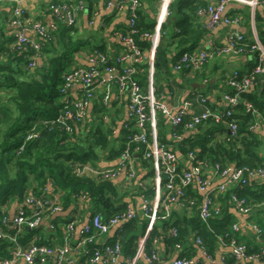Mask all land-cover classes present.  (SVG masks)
Listing matches in <instances>:
<instances>
[{"label":"crops","instance_id":"0c3cea01","mask_svg":"<svg viewBox=\"0 0 264 264\" xmlns=\"http://www.w3.org/2000/svg\"><path fill=\"white\" fill-rule=\"evenodd\" d=\"M119 1L121 0H5L0 7V41L4 42L5 46L8 48L11 47L14 42V36L10 34L11 29L8 25V20L13 9L16 8L17 5L24 10L23 17H25L29 23L38 19L49 22L52 14L49 7L54 5L63 6L62 14L64 24L67 25L68 23L66 22V17L73 19L72 26L74 27V31L72 32V39H83L87 41L90 46L89 49L85 47L75 54L74 66L91 67V69L94 68L96 70V75L92 84L93 87H91L96 96L88 106V116L93 117L94 101L99 99L103 105H106L107 111L104 119L105 122H107L109 118H112V135L118 145L122 140H125L130 133L139 132L135 122L127 118L128 95L127 93H120L115 84L108 82V75L105 72V67L107 65L89 64L88 61H91L89 57H94V55H96L95 58L97 59V55L100 54L103 56L105 55L109 65L113 66L117 71H121L123 68L131 65L128 61H125L123 64H120L118 61V59L127 52L125 44L119 37L121 33H126L129 23V15L126 8H117ZM217 2L218 0H171L167 7L169 16L162 24L157 25L155 19L159 9L158 0H140V10L137 15L136 23L138 34L135 36L139 34L141 36L142 33L155 34L159 39V46L167 51V58L170 62L167 65H158V67L155 68V56H153L152 64L146 61L136 64L134 66L136 70L134 80L136 81L135 77L138 74V66L146 64L148 72L147 86L144 89L142 88V90L147 94V89L151 87L155 98H158V102L164 106L165 110L170 111L172 115L176 114L178 111L184 110L187 115L185 119H187L190 116L201 113L205 109L213 110L219 115L224 113L227 104L223 100V96L232 93V88L228 84L229 77L235 72L242 76H246L257 63L256 53L222 55L216 52L215 49L226 45V35L230 29L242 34L247 42L253 43L255 40H258L264 47V17L261 7L251 9L240 3H229L225 9V15L237 18V25L228 27L220 23L213 29H209V18L206 13V8L208 5H215ZM139 30L142 33H140ZM97 48H100L102 51H99ZM148 51L149 41L146 52L142 50L145 57ZM203 52L207 53L209 57L199 69L184 66L181 69H176V65L179 62V56H177L179 53H186L192 57H198ZM0 57L3 56L0 55ZM257 80H259V83L256 88L250 89L248 93L256 89L258 92L264 89V77L258 78ZM84 90V86L77 84L70 89V93L74 99L79 97ZM118 95H120V98ZM201 99L204 100V103L201 102ZM244 103L248 104L242 100V104ZM238 107L239 105L233 110V115L234 117L237 115L239 120L240 115L246 112ZM247 112L251 114L246 129L255 132L257 137L262 141V157L264 158V117L253 109ZM154 114V124L152 125L149 120L145 132L149 135L152 143L158 142L163 148L171 150L175 154L178 160L175 163V171H190L194 166L200 163H207L211 167L215 164L207 159L198 161L197 153L199 150L197 148L193 149V152H183L189 144L198 140V137H202V142L205 140V142L207 141L210 145L217 142L216 139L221 137L220 134L225 133L227 138L221 139L226 142H234L232 141L233 139L229 137V119L217 123L216 125L222 127H218L220 133L215 138L209 139L204 134L205 124L203 123L205 121L201 123L202 125L200 124L201 126L198 125L194 129H186L182 125L174 128L171 126L168 117L162 110H156ZM235 121L238 129V122L237 120ZM252 125H257V128L255 130L250 129ZM101 154L102 152L100 155ZM134 158L135 170L134 176L132 177L134 179L127 180L124 174H120L113 179V181L119 194V201L124 203L127 208L133 209L137 213L136 219L144 222L145 225L143 226L141 234L135 241L134 255L131 258H125L123 254V245H121L118 263L143 264L144 257L142 255H144L145 252L149 253L153 249L157 251L162 259L169 260L176 257H186L194 259L198 264H211L203 255L201 249L195 244L196 237L201 239V237L199 235L197 236L195 233L196 231H192L184 242L174 244V246L165 245L164 242L165 237H168V235L171 236L170 231L176 229L175 227H170L174 224H182L184 221L190 220L196 215L199 221L203 223L198 214L199 204L203 195L196 185L187 187L186 197L183 202L170 205V203L165 201L168 192L165 195L166 190L163 184L168 181L167 177L166 179L162 175L159 177L153 169V178L147 179L146 175L149 171V167L143 165L140 154H135ZM116 163L115 161H103L100 162V165L115 166ZM263 163L264 162H262V164ZM229 167L230 169H234L237 166L229 164ZM206 174V177L209 179L211 177V171L207 169ZM225 181L226 177L213 178L211 180L210 189H215L216 191V202L221 208V213L223 214L224 211H228L231 215L230 219L233 220L231 224L232 239L227 243L223 241L221 236H218V244L215 246L213 253L208 251V248L203 242L202 245L207 253L214 259L215 264H264L261 261L248 258L241 259L237 263L232 254L230 247L232 242L237 245H243L248 256H253L264 247V208H255L248 215L240 214L234 210L227 194L228 191H217V187ZM262 183H264V180L257 181L253 179L247 184L255 187ZM131 188L133 192L129 191ZM235 188L241 189L242 187ZM49 190H52L50 185ZM49 190L46 195L48 197H53L55 195L56 199V194ZM142 197L149 199L150 202L148 203L150 204H148V206L151 210H154V222L152 226L149 225L151 212L145 215L143 207L146 203H142ZM156 199L158 200L157 205L154 203ZM78 200V203H80L83 199ZM249 205L253 206L251 203ZM25 207L26 205L23 199H13L7 204L0 205V217H6L9 223V225H7L11 228L10 224L13 217L19 209ZM77 209L78 207L75 209L71 207V210H73L72 212L67 210L65 213L45 214L37 227L32 230H29V228L26 229L29 235L27 240L33 237L36 240L40 239L39 243L43 244L62 243L65 237L66 227V223H63L62 220H64L69 213L73 219L82 216L83 223L77 224V228L82 227L92 216L90 209L85 211L81 210V212ZM212 217H216V215ZM212 217H210L208 221L212 219ZM124 224H117L118 227H112L107 233L100 236L97 239L99 242L97 246L105 243H113L114 241L111 240L114 238L115 234L121 230V225ZM232 225H235L236 230L232 228ZM254 225H256L259 230V234L253 229ZM155 228H157V235L154 236L152 240L151 250L147 251V239ZM8 232L12 233V228ZM155 238H157L156 241H154ZM79 239V231L75 230L71 237V244L76 247L79 243ZM220 239H222V241ZM176 245H178L179 248H176ZM9 248L10 244L7 241L0 242V264L2 260L9 257ZM91 248V245L76 247L75 252L70 255L71 262L67 264H88V251ZM108 263V258L103 255L101 264ZM14 264L25 263L20 260ZM35 264L43 263L38 261Z\"/></svg>","mask_w":264,"mask_h":264},{"label":"trees","instance_id":"16d2710c","mask_svg":"<svg viewBox=\"0 0 264 264\" xmlns=\"http://www.w3.org/2000/svg\"><path fill=\"white\" fill-rule=\"evenodd\" d=\"M51 16V21L57 25V28L51 34L50 40L40 41L42 42L40 56L34 61L33 67L29 66L33 62L29 59L33 56L29 48L17 51L11 47L7 48L5 43L0 41V55L3 56L0 57V205L7 204L13 199L22 200L25 194L30 192L41 203H44V200L58 202L61 213L67 210L72 212L71 207L73 209L78 207L79 212L90 209L93 214L99 213L103 218L108 219L122 212L126 207L119 201L113 179L98 181L92 177L79 175L78 169L86 164L96 168L118 167V158L126 148V139L117 144L112 135L113 120L109 118L105 122L107 107L99 99L93 102V117H89L87 113L80 119L60 120L66 109L73 110L74 114L78 111L70 101H64L66 93L61 92L62 76L75 67V54L85 47L89 49L90 46L83 39H72L74 31L72 25H66L62 20L58 21L53 14ZM24 18V23L28 24L29 22ZM135 41L139 48L146 52L147 39L139 34L135 36ZM97 49L102 51L100 48ZM180 55L181 53L177 56ZM169 62L167 51L158 43L154 59L155 68L158 65H167ZM147 75V65H139L135 79L143 94H146L142 88L147 86ZM241 77L240 74L238 80ZM234 93L235 90L232 88V93L227 95ZM240 97L238 108L246 113L241 114L239 120L237 115L232 116L238 122L236 136L229 135L234 142L221 139L227 138L225 133L220 134L221 137L216 139L217 142L210 145L205 140L202 142V137H198V140L189 144L183 152H193V149L197 148L198 161L211 160V163L221 168L229 167V164H234L237 168L244 166L255 168L261 165L264 162L262 141L255 132L246 129L251 113L246 111L242 100L264 117V89L260 92L257 89L251 93L243 92ZM203 124H205L204 134L207 138H215L220 133L218 127L221 126L216 125L212 119L206 120ZM28 135L33 137L25 141ZM140 157L143 165L149 167L146 178H153L152 160L142 157V154ZM103 161L117 163L115 166H101L100 162ZM204 164L211 167L207 163ZM178 173L181 171H177ZM175 183L176 186H181L178 179ZM48 190L56 194V200L55 195L53 197L46 195ZM179 190L184 193L182 198L184 200L187 188L175 187L173 193L178 194ZM167 192L166 190L165 195ZM232 192L245 198L255 208H260V204L264 201V183L255 187L249 185L241 189L236 188ZM229 193H227L228 197ZM82 197L84 198L80 206L78 199ZM81 218L82 216L77 219L80 221ZM230 218L228 211H224L219 217H212L207 225L201 223L197 215L182 224H174L170 227L177 229V235L165 237V245L174 246V244L182 243L192 231H196L195 233L201 237L208 251L213 253L218 244V236L227 243L232 239L233 220ZM3 219L8 224L6 217H0V228L8 229L6 224L2 225ZM74 220L69 213L62 222L67 225ZM144 225L145 223L139 219L127 222L121 225V230L111 240L121 242L125 258H131L134 255L135 241ZM26 229H23L25 235L23 232V236L19 237L21 244H25L29 238ZM156 230L157 228L147 239V251L151 250L152 240L157 235Z\"/></svg>","mask_w":264,"mask_h":264},{"label":"built area","instance_id":"2783aa9c","mask_svg":"<svg viewBox=\"0 0 264 264\" xmlns=\"http://www.w3.org/2000/svg\"><path fill=\"white\" fill-rule=\"evenodd\" d=\"M5 0H0V7L3 5ZM160 1V9H158L156 15V24L160 25L164 22V20L169 16V11L167 9V5L171 0H159ZM229 3H240L242 5L248 6L251 9L256 7H261L263 12L262 15L264 17V0H218L215 5H208L206 8V13L208 15V28L213 29L220 23L227 25L228 27L237 25L238 19L232 18L225 15L226 6ZM125 7L128 15H129V23L128 29L125 33L120 35L119 39L125 44L127 48V52L122 55L118 61L120 64H123L125 61L131 63L130 66L123 68L121 71H117L113 66L107 65L105 67V72L108 75V82L113 83L117 86L120 93L128 92L129 93V107L127 109V113L130 118L134 119L136 127L139 129L138 133H133L130 135V140L126 141V148L121 153L122 159L119 161L118 167L116 168H106V169H98L96 167H80L78 169V174L82 176L92 177L98 181L108 180L109 177H115L118 175L120 171H126L129 178L133 177L131 171L128 170V165L133 163L134 161V152H130L129 149H147V153L145 158H150L154 163L153 169L157 173L159 177L161 175L167 177L168 181H166V189L169 193L176 188H187L190 185H196L200 193L203 195L202 200L200 202L198 208V214L202 221H208V219L212 216H215L219 213V204L216 202V193H213V190L210 189L211 179L213 178H223L225 176L227 178V184L232 185L234 187H242L246 185L250 180H264V163L256 168L250 169L248 167H244L242 169H235L232 173L225 171L214 172L211 175V179L202 178V170L200 166H203L202 163L198 164L197 169H192L188 171V173L182 174V183L181 186H176V178L177 171H175V163L177 162V158L174 153L168 152L163 146H160L158 142L152 143L147 140L146 134V125L151 121L152 125L154 124V112L156 110H162V112L168 117L170 124L172 127L176 128L179 126H184L186 129H194L203 121L208 119H212L215 123H219L222 120H230L228 122L229 131L232 136H236L237 133V123L233 116V110L239 105L241 101L240 94L243 92H247L250 89L255 88L259 80L258 78L264 77V47L260 44L258 40H255L253 43L249 44L245 40L244 36L237 31H233L230 29L226 35V45L215 49L218 54L222 55H239L245 53H256L257 54V63L251 70V72L242 76L240 80V74L235 72L233 75L229 77L228 84L230 87L234 88L235 93L232 95L225 94L223 96V100L227 104V108L222 115L215 113L213 110L205 109L201 113L197 115H193L188 117L187 121L184 122V119L187 117L186 112L184 110L178 111L176 114L172 115V113L168 110H165L164 106L160 104V102L156 101L152 94L151 87L147 90L150 94H143L141 88L134 80V74L136 72L135 65L146 61L147 63H153V53H155L156 47L158 45V37L155 34L142 33L141 37L147 39L149 41V51L146 54V57L143 55L142 50L135 44L133 40V36L138 34V30L136 27V19L138 12L140 10V0H121L117 4V8L121 9ZM50 11L53 13L54 17H57L58 20L63 19V6L54 5L49 7ZM78 10V9H77ZM24 10L16 6L13 9L12 14L10 16L8 25L11 29L10 34L14 36V42L12 43L11 49L17 51H24L29 48V51L33 53L32 59L33 62L29 64L30 67L34 66V61L37 60L40 56L41 51V40H50L52 38L51 34L56 30V24L53 21H49L45 23L42 20L34 21L32 23H24L23 21ZM68 23H72L73 19L68 17ZM149 55V57H148ZM209 55L205 52L201 53L198 57H192L186 53L181 54L179 56V62L176 65V69H181L184 67H192L193 69H199L202 64L207 60ZM100 61H106L105 55H97V59ZM91 62L93 60L91 59ZM72 69V68H71ZM69 72H66L62 76V85L61 92L66 93L64 97V101H70L71 104L74 105L75 109H78L75 116L80 118L84 115L85 111L89 106L88 98L93 97L92 94H95L93 90L87 91L88 96L85 94H81L74 101H71L72 97L69 93V90L73 85L77 83H82L85 86H92L93 79L96 75V70L85 69L82 67H75ZM201 102L204 103V100L201 99ZM149 105L152 111L151 118L145 113V106ZM84 105V107H83ZM247 111L251 110L250 104H245ZM74 117L73 110L66 109L63 117L60 120H68ZM264 122V120H263ZM257 125H252L250 129L255 130ZM32 135H28L25 141H28L32 138ZM22 150V148H21ZM217 168V167H216ZM205 169V167H204ZM112 173L114 175H112ZM227 184L218 186V192H227L228 187ZM180 193H172L170 198L166 200L168 203L171 201H175L176 204H179L178 198ZM24 202L27 206L31 207L32 211L27 214V212L21 208L19 212L13 217L11 221V228L14 231L13 235H8L0 230V240L8 239L12 240V249L9 251L10 255L2 264H14L19 259H22L25 264H35L38 261L45 264H67L70 263V255L71 252L75 250L69 244V240H71L72 235H66L63 239V245L59 248L50 247L45 245H38L35 241H29L26 245H23L16 240L18 234L24 229H34L38 226L40 222V214H55L58 211V208H55L53 212L51 211V202L53 201H44L41 203L32 193L27 192L24 196ZM56 200V199H55ZM231 200L235 203V209L239 213H248L250 211V205L245 204V201L242 199H238L235 195L231 196ZM145 215L150 214V222L149 225L152 226L154 222V210L150 209L148 204L144 205ZM212 208H214L212 210ZM50 211H47V210ZM132 215V210H127L124 213L117 215L114 218L109 219L108 224H104L101 219L102 216L97 213L93 218V226L85 225L82 230L79 231L80 236V244L87 246L86 244H91L93 242V237H85L84 233L90 232H98L105 233L110 229V225L112 224H123L126 221H120L124 218H129ZM83 219L79 221L75 219L73 222L69 223L68 227L72 228L77 224H81ZM6 221L3 219L2 224H5ZM235 229V227H233ZM254 229L258 232L257 227ZM177 234L176 229H172L170 231V235L175 237ZM99 237V236H98ZM35 239V238H34ZM36 240V239H35ZM222 241V239H220ZM37 241V240H36ZM196 245L201 249L203 255L206 257L207 261L211 264H215L214 259L209 255L202 245V241L199 237H196ZM178 248L179 246L176 245ZM232 247V254L235 257L237 263L241 259H252L255 261H261L264 263V247L259 250V252L255 253L253 256H248L246 254L245 247L243 245H237L234 242L230 244ZM120 249V245L117 243L112 244L110 247H105L100 250L92 247L88 251V262L90 264H101L103 255L106 256L109 260L108 264H119L117 254ZM146 253V252H145ZM144 253V254H145ZM197 261L194 259L186 258V257H176L174 261H168L166 259H162L157 251L151 250L145 257L143 264H196Z\"/></svg>","mask_w":264,"mask_h":264},{"label":"bare ground","instance_id":"6f19581e","mask_svg":"<svg viewBox=\"0 0 264 264\" xmlns=\"http://www.w3.org/2000/svg\"><path fill=\"white\" fill-rule=\"evenodd\" d=\"M170 3V2H169ZM169 3H168V5H169ZM158 5H159V9H160V1L158 0ZM168 5H167V7H168ZM208 7V6H207ZM53 14V13H52ZM52 17V16H51ZM138 17V16H137ZM38 20H42V19H38ZM38 20H35V21H38ZM58 20V19H57ZM42 21H44V20H42ZM58 21H60V20H58ZM62 21H63V19H62ZM45 23H47L46 21H44ZM68 22V21H67ZM73 22V21H72ZM156 22V21H155ZM136 23H137V19H136ZM67 25H72V23H67ZM56 28H57V25H56ZM121 35H122V33H121ZM122 36H125V33H124V35H122ZM133 38V40H134V42H135V44L138 46V44H137V42L135 41V36H133L132 37ZM139 47V46H138ZM149 54H150V50H149ZM152 56H155V53H153V55ZM96 55H94V57H89L90 59H92L93 60V62H91V61H88L89 62V64H95V65H99V64H105V65H109V62H108V60H107V57H106V61H100V60H96ZM82 68H85V69H91V67L89 68V67H82ZM73 69V68H72ZM71 69V70H72ZM69 72V71H68ZM77 84H80V83H77ZM77 84H75V85H77ZM75 85H73L72 87H74ZM80 85H82V86H84L85 87V90L84 91H91L92 89H91V87H93V86H85V85H83L82 83L80 84ZM83 91V92H84ZM83 92L81 93V94H83ZM124 93H127V95H128V97H129V93L128 92H124ZM123 93V94H124ZM147 94H150L149 93V91L147 92ZM152 96H153V98L156 100V101H158L157 99L158 98H155V96L153 95V93L151 94ZM118 97L120 98V95H118ZM93 98H95V94H94V96H93ZM76 98H74V99H71V101H74ZM88 101H89V103L92 101V97H90V98H88ZM129 100H128V104H127V109H128V107H129ZM161 104V103H160ZM162 105V104H161ZM87 110H88V108H87ZM87 110L85 111V113H84V115L83 116H81L80 118H82V117H85L86 115H87ZM154 113H155V111H153ZM145 113L148 115V117L149 118H151V115H152V111H151V108H150V106H148V104L145 106ZM64 115V114H63ZM155 115V114H154ZM80 118H77L76 116H75V114H74V117H73V119H80ZM127 118L129 119V120H131L132 122H134V119H132V118H130L129 117V115H128V113H127ZM188 119H184V122H186ZM215 123V122H214ZM217 124V123H216ZM132 133H130L129 134V136H127V138H126V141L127 140H130V135H131ZM229 135L231 136V137H234V136H232L231 135V132L229 133ZM147 140H149L150 138H149V135L147 134ZM125 146H126V143H125ZM125 148V147H124ZM167 150V149H166ZM129 151L130 152H134V155L135 154H142V157H145V155H146V153H147V149H136V148H130L129 149ZM168 152H172L171 150H167ZM173 153V152H172ZM122 159V156L120 155L119 156V158H118V160L120 161ZM203 164V166H200L201 168L200 169H202V170H206V171H202V178H205V179H208L207 177H206V172H207V169H209L210 171H211V175L214 173V172H219V173H221L222 171H227V172H230V173H232L235 169H242V168H244V167H239V168H237V167H235L234 169H230V167H225V168H221L219 165H214V166H212V167H208L207 165H205L204 163H202ZM82 167H89V168H91V167H94V166H92V165H90V164H86V165H81ZM153 166H154V163H153ZM199 166H198V164L196 165V166H194V169H197ZM204 167H205V169H204ZM217 167V168H216ZM108 168H110V167H108ZM256 168H258V167H255V168H253V169H256ZM98 169H106V167H103V168H98ZM128 170L129 171H131V173L133 174V176H134V163H131V164H129L128 165ZM183 173H188V171H181V173H178L177 174V178L176 179H178V182L181 184L182 183V181H183V179H182V174ZM120 174H124V172L123 171H120L119 173H118V175H120ZM162 176H164V175H162ZM165 177V176H164ZM223 177H225V176H223ZM116 177H109V179H115ZM132 179H134V178H130L129 180H132ZM209 179H211V177L209 178ZM212 180V179H211ZM257 181H263V180H257ZM176 182V181H175ZM224 184H227V178H226V181L224 182V183H222L221 185H224ZM166 185H167V183L165 182L164 183V186H165V190H167L166 189ZM249 184H246V185H244V186H242V188H244V187H246V186H248ZM227 187H228V192L227 193H229V192H231V193H229V200H230V203H231V205H232V208L234 209V210H236L235 209V203H233L232 202V200H231V196L232 195H235V197L236 198H238V199H242V200H244L245 201V204H250L245 198H242V197H239L237 194H236V192L234 193V192H232L234 189H236L234 186H232V185H229V184H227ZM218 188V187H217ZM174 191V190H173ZM173 191H172V193H173ZM217 191H218V189H217ZM172 193H169L168 195H167V198H166V200H168L170 197V195L172 194ZM178 193H180V195H179V198H178V200H179V202H183V197H184V193L182 192V191H178ZM213 193H216V191H215V189H213ZM84 197H82V198H80V199H83ZM216 199H217V196H216ZM165 200V201H166ZM23 201H24V199H23ZM44 201H47V200H44ZM148 202H150L146 197H142V203H146V204H150V203H148ZM25 203V202H24ZM154 203L157 205L158 204V200L156 199L155 201H154ZM172 203H176L175 201H171L170 202V205H172ZM26 205V204H25ZM28 207V208H27ZM52 208L51 209V211L53 212V210L55 209V208H58V211H56V213H60L61 212V207H60V205H59V203L58 202H56V201H53V202H51V205L49 206V208ZM251 208H250V211L248 212V213H240V214H244V215H248L249 213H251L252 212V209L253 208H255V207H253V206H250ZM260 208H264V201L260 204ZM26 212H27V214L28 213H30L31 211H32V209H31V207H29V206H27L26 205V207L25 208H23ZM130 208H127V207H125V209L122 211V212H120V213H117V214H115V215H113L112 217H110V218H108V219H105V218H102L101 219V221L104 223V224H108L109 223V219H111V218H114V217H116L117 215H119V214H121V213H124V212H126L127 210H129ZM214 208H212V210H213ZM20 210V209H19ZM19 210L17 211V213L19 212ZM47 210V209H46ZM130 210H132V215L129 217V218H124L123 220H120V221H126V222H130V221H132V220H134V219H136L137 218V213L133 210V209H130ZM47 211H50V210H47ZM237 211V210H236ZM238 212V211H237ZM16 213V214H17ZM220 213H221V208H219V213L216 215L217 217H219L220 216ZM43 216H45L44 215V213H41L40 214V220H41V218L43 217ZM92 216H93V213H92ZM92 216L87 220V222L83 225V226H85V225H90V226H93L94 227V225H93V218H92ZM203 223H205L206 225L209 223V221H202ZM118 223V222H117ZM117 223L116 224H111L109 227L110 228H112V227H118V225H117ZM6 224V223H5ZM9 224V223H8ZM3 225V224H2ZM39 225V224H38ZM68 225L69 224H67L66 225V227H65V236L66 235H72L73 234V232L75 231V230H78V231H80V230H82V228H83V226L82 227H78L77 228V225H75V226H73L72 228H69L68 227ZM4 226V225H3ZM6 227L10 230L11 228H9L8 227V225L6 224ZM233 227H235V225H232V228ZM254 227H256V225H254L253 226V229H254ZM7 229V230H8ZM0 230H2V228H0ZM29 230H32V229H29ZM235 230H236V227H235ZM255 230V229H254ZM3 231V230H2ZM256 231V230H255ZM23 230L18 234V237H16V240H18L19 239V237L20 236H23ZM108 231H106L105 233H107ZM257 232V231H256ZM105 233H98V232H96V231H94V232H90V233H84V236L85 237H88V238H90V237H93V242L91 243V244H86V245H91L92 247H94L95 249H97V250H100V249H102V248H105V247H110V246H112V244H114V243H117V244H119L120 245V247H121V243H120V241L119 240H115L113 243H111V244H108V243H105V244H102V245H100V246H97V245H99V242H98V238L100 237V236H102L103 234H105ZM258 233V232H257ZM14 234V231L12 232V233H8V235H13ZM259 234V233H258ZM99 236V237H98ZM32 241L34 240L35 241V243H38V241L40 240H35L34 238H32L31 239ZM157 240V238H155L154 239V241H156ZM2 241H7L10 245L13 243L12 242V240H8V239H3V240H0V242H2ZM30 241V240H29ZM29 241H27L25 244H23V245H26ZM153 241V242H154ZM64 242V241H63ZM63 242L61 243V244H55L54 246H52V247H57V248H59V247H61L62 245H63ZM69 242V244L72 246V247H74L72 244H71V240H69L68 241ZM195 244H196V240H195ZM38 245H40L39 243H38ZM42 245V244H41ZM45 246H47V245H45ZM79 246H82V244H80V239H79V243H78V245L76 246V247H79ZM76 247H74L75 249H76ZM176 247V246H175ZM177 248V247H176ZM179 248V247H178ZM231 250H232V247H231ZM75 252V250L74 251H72L71 252V254H73ZM120 253H121V250L119 249V251H118V254H117V258L118 257H120ZM148 254V252H146L144 255H142L143 257H145L146 255ZM8 255H10V253H8ZM9 258V257H8ZM176 258H171V259H169L168 261H174ZM188 259H190V258H188ZM6 259H4V260H2L1 261V264L5 261ZM23 261L22 259H19L18 261ZM18 261H16V263L18 262ZM24 262V261H23ZM88 264H90L89 262H87ZM45 264H48V263H45ZM130 264H132V263H130ZM196 264H198L197 262H196Z\"/></svg>","mask_w":264,"mask_h":264},{"label":"rangeland","instance_id":"374dc122","mask_svg":"<svg viewBox=\"0 0 264 264\" xmlns=\"http://www.w3.org/2000/svg\"><path fill=\"white\" fill-rule=\"evenodd\" d=\"M70 70V69H69ZM68 70V71H69ZM87 87V86H86ZM89 92V91H88ZM2 94H4V93H2ZM7 94V93H6ZM85 94L88 96L89 94L87 93V91H85ZM90 104V103H89ZM149 106V105H148ZM83 107H84V105H83ZM160 145V144H159ZM160 146H162V145H160ZM123 152V151H122ZM121 152V153H122ZM121 155V154H120ZM145 162H146V160H145ZM133 163H134V161H133ZM124 172V176H125V178L127 179V180H129L130 178L128 177V175H127V172L126 171H123ZM112 175H114L113 173H112ZM119 175H117V176H115V177H118ZM145 176V175H144ZM144 180V179H143ZM130 182H132V181H130ZM129 191H132L133 192V189L131 188V189H129ZM123 192H124V190H123ZM253 209H255V208H253ZM252 209V210H253ZM3 230V232L4 233H6V234H8L9 232H8V230L6 229V228H3L2 229ZM33 238V237H32ZM32 238H30V241H32L31 239ZM39 240V239H38ZM29 241V240H28ZM20 242V241H19ZM27 242V241H26ZM59 244H61V243H59ZM55 244H51V245H48V246H50V247H52V246H54ZM10 250L12 249V244L10 245V248H9Z\"/></svg>","mask_w":264,"mask_h":264},{"label":"clouds","instance_id":"9594fccd","mask_svg":"<svg viewBox=\"0 0 264 264\" xmlns=\"http://www.w3.org/2000/svg\"><path fill=\"white\" fill-rule=\"evenodd\" d=\"M158 43H159V41H158ZM155 51H156V50H155ZM134 159H135V158H134ZM152 163H153V162H152ZM95 214H97V213H95ZM95 214H93V216H94ZM93 216H92V217H93ZM102 218H103V217H102Z\"/></svg>","mask_w":264,"mask_h":264},{"label":"water","instance_id":"95a60500","mask_svg":"<svg viewBox=\"0 0 264 264\" xmlns=\"http://www.w3.org/2000/svg\"><path fill=\"white\" fill-rule=\"evenodd\" d=\"M66 22H67V17H66ZM11 225V224H10Z\"/></svg>","mask_w":264,"mask_h":264}]
</instances>
